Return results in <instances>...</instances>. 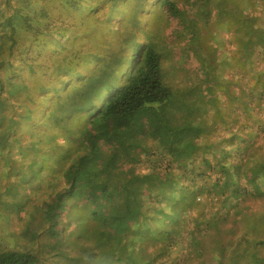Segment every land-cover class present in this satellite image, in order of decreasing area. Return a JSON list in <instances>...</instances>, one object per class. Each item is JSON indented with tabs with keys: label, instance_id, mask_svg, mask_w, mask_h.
Listing matches in <instances>:
<instances>
[{
	"label": "trees",
	"instance_id": "1",
	"mask_svg": "<svg viewBox=\"0 0 264 264\" xmlns=\"http://www.w3.org/2000/svg\"><path fill=\"white\" fill-rule=\"evenodd\" d=\"M175 1L100 0L81 20L80 0H0V117H4L0 151H8V171L19 173L25 163L15 161L11 148L13 143L23 144L27 152L22 155L35 179L54 170L50 177L64 181L62 188L53 185L58 187L51 194L53 202H44L42 208L50 227L55 225V211L79 203L76 237L92 239V245L80 249L72 264H264V214L248 216L245 205L264 200V140L259 138L264 134V103H258L264 101V26L255 20L241 25L240 19H233L246 29L242 48L252 51L261 65L248 92L251 103H235L234 109L243 114L240 131L246 135L235 132L229 141L208 143L202 141L209 130L206 126L172 129L152 121L154 131L149 134L161 139L168 161L177 163L179 173L165 165L163 183H153L152 174L159 172L156 167L163 161L148 166L156 169L143 174L140 158L130 155L140 148L137 133L143 110L156 106L145 112L148 117L166 119L163 107L172 97L163 83L156 37L147 36L143 19L164 17L162 11L150 13L161 6L175 12ZM259 2L263 1L251 3ZM109 4L108 13L121 6H128V13L116 15L107 30L94 29V22L104 26L105 20L94 16ZM99 34L104 36L101 46L93 44ZM87 44L92 49L84 53ZM80 63H89L91 72L72 70ZM38 83L39 101H53L56 111L30 109L27 117L45 123L23 138L17 130L20 124L11 126L3 114L8 94L11 99H30ZM11 114L8 107V117ZM70 118L80 127L68 142L78 137L82 143L75 148L56 144L65 151L49 161L46 153L55 149L52 141ZM46 141L51 147L29 160ZM145 154L150 160L152 153ZM229 219H234V226L221 230ZM221 233L228 236L226 242L218 238ZM213 234L217 244L207 260L203 241ZM39 258L38 251L0 249V264H37Z\"/></svg>",
	"mask_w": 264,
	"mask_h": 264
},
{
	"label": "rangeland",
	"instance_id": "2",
	"mask_svg": "<svg viewBox=\"0 0 264 264\" xmlns=\"http://www.w3.org/2000/svg\"><path fill=\"white\" fill-rule=\"evenodd\" d=\"M83 1L85 4L80 0L78 8V19L82 17L81 20L90 5L100 0ZM259 1L264 2V0ZM251 2L252 0H176L175 12L171 13L169 9L166 10L161 6L158 8V12L155 10L150 13H161L162 11L164 17L155 21H152L150 16L143 19L146 22L144 29L148 33L147 36L154 35L156 37L154 43L157 44L161 54L160 65L163 83L172 92L171 99L163 107V116L166 119L156 120L148 117L145 112H152L153 108L157 109L156 106H149L143 110L144 114L141 113L142 120L139 122L140 131L137 133L140 148L134 149V152L130 153V155H134L135 159L140 158L143 174L144 172L150 173L156 168L159 170V172L152 173L153 183L166 182L164 166L167 164L176 175L179 173L175 171L177 163L168 161L169 154L162 148L161 139L153 138L149 134V130L154 131L151 127L152 121L158 126L160 123L170 125L172 129L188 124L202 128L206 126L209 130L202 141L208 143L215 142L217 144L224 139L229 141L230 135L235 132L241 133L242 136L246 135L240 131L244 124L243 114H240L238 109H234L235 103H251V96L248 92L254 86L255 71H260L261 65L258 64L259 60L254 58L252 51L247 53L242 48L241 43L245 39L243 33L246 29L245 27L244 29L239 28L233 19L235 17L240 19L241 25L255 20L260 26H264V3L259 2L253 5ZM107 6H103L101 12L100 8L94 16V19L99 21L105 20L104 26L94 22L92 23L94 29L104 27L107 30L112 27L111 21H114L116 15L119 16L123 12L126 15L129 10L128 6H121L119 10L108 13L110 4ZM97 38L93 44L98 43L101 46L104 36L99 34ZM91 47L92 45L87 44L83 47L86 49L83 52H87ZM90 68L89 63H80L77 66L73 65L72 70L81 74H89ZM39 76L42 75L39 74ZM35 81L39 82V79L35 78ZM39 87L40 83L35 85V91L30 94V99L25 97L11 99L8 94V103H6V111L3 114L6 115L11 126L20 124L17 130L18 133L22 132L19 134H22L23 138L27 137L30 132L42 129L45 123L42 119L27 117L30 109L36 110L39 106L47 113L52 110L56 111V103L53 101L49 102L47 98L48 101L46 99L39 101L37 93ZM12 100H14L13 103H9ZM4 101L6 102L5 99ZM258 103H264V101ZM8 107L12 113L11 118L8 117ZM0 120H4V117L1 116ZM74 120L73 118L68 119L69 125L62 126L60 137L56 136L57 140L52 141V145L55 144V149L46 153L49 161L65 151L58 147L59 144H67L75 148V144L79 146V143H82L78 137H76L77 140H73L72 144L68 142L72 135L79 131L80 124ZM0 131L2 130L0 129ZM9 131L12 134L14 128L10 127ZM49 132H51L50 129ZM259 138L264 140V134L260 133ZM24 147L23 144L13 143L11 148L15 161L19 159L25 163L19 173L16 170L8 171V151H0V249L4 251H38L40 258L37 264H58L59 261L61 264H72V258L80 249L92 245V239L83 241L76 237L78 229H75V226L77 214H79L76 205L79 203H74L71 208L68 206L70 204H67L63 209L61 207L55 211L53 215L55 225L51 223L52 227H50L45 219V214L42 213V208H44V202H53L51 194L58 190V187L53 185L58 183L61 185L59 188H62L64 181L62 179L53 180L52 176L50 177L55 174L54 170H50L48 173L50 175L45 178L41 176L43 172L39 173L37 175L41 176L40 179L39 177L35 179V174L26 165L27 159L24 156L27 151ZM50 147L49 141L42 142L37 149L39 152L30 155L29 160L39 158L38 154H42ZM146 152L152 153L150 160L146 158V154L144 156ZM52 153L55 154L54 157L50 155ZM161 161L163 164L160 168H147ZM173 161H177V159L174 158ZM27 179H29V184H24ZM19 183L21 186L17 187L16 185ZM38 185L40 186L36 188ZM245 205L249 209L248 216L251 213L254 216L264 214V200L247 201ZM233 220L229 219L220 229L229 230L234 226ZM35 235L38 236V239L33 241ZM215 235L213 234L203 241V245L208 250L207 255L205 254L207 260L211 259L210 255L217 244ZM212 237L214 238L209 239ZM220 237L223 238L222 242H226L228 239V236L222 233L218 235V238Z\"/></svg>",
	"mask_w": 264,
	"mask_h": 264
}]
</instances>
